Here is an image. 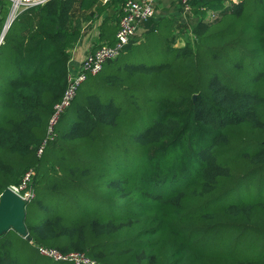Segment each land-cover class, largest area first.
<instances>
[{"label": "trees", "instance_id": "16d2710c", "mask_svg": "<svg viewBox=\"0 0 264 264\" xmlns=\"http://www.w3.org/2000/svg\"><path fill=\"white\" fill-rule=\"evenodd\" d=\"M225 1L189 0L182 47L162 19L86 75L52 133L80 32L58 13L67 1L23 11L20 30L15 18L0 46V196L31 172L32 198L29 239L1 236L0 264H76L40 248L79 264H264V0Z\"/></svg>", "mask_w": 264, "mask_h": 264}, {"label": "built area", "instance_id": "2783aa9c", "mask_svg": "<svg viewBox=\"0 0 264 264\" xmlns=\"http://www.w3.org/2000/svg\"><path fill=\"white\" fill-rule=\"evenodd\" d=\"M9 2L7 20L0 30V46L12 22L23 11L46 4L50 0H7ZM185 10H189V0H179ZM157 0H127L122 8V16L118 23L113 45H101L94 53L86 55L75 69H70L68 86L61 101L55 105L54 113L49 121V133L53 132L54 125L57 123L61 113L70 105L74 99L79 86L86 79V75L99 73L103 66L115 60L136 37L140 26L151 20L155 15ZM43 148V146H42ZM39 149L38 154L41 153ZM31 172H27L22 177L18 185L10 186L9 189L27 202L32 198L29 190L31 182ZM40 253L55 259L72 260L76 264L87 263L88 260L83 255L71 254L69 257H62L54 250L39 249Z\"/></svg>", "mask_w": 264, "mask_h": 264}, {"label": "crops", "instance_id": "0c3cea01", "mask_svg": "<svg viewBox=\"0 0 264 264\" xmlns=\"http://www.w3.org/2000/svg\"><path fill=\"white\" fill-rule=\"evenodd\" d=\"M60 1H67L68 4L70 3V6L68 5L69 8L68 6H64L63 8L61 7L60 10H58V13H67V22L65 23L66 27L70 28L71 25H73L80 32V39L69 50V60L67 63L68 68H77L80 61L86 55L92 53L93 50L100 46L104 41L106 42L114 40L115 32L117 30L119 20L122 16V8L127 0H121L120 2L119 0ZM229 1L239 2L240 0H226L225 4H227ZM191 15L192 13L190 7L189 10H185L179 0H157L155 6V15L150 20L151 22L141 25L140 30L138 31V33H140L138 34L139 37H134L130 43H140L144 39V34L150 31V28L153 29L154 27H156V24H158L162 19H170L172 20L174 35L178 36L177 40L175 41L176 44L178 39L182 40L181 35L185 34V28L189 26L188 29H190L191 24L194 20V17H192ZM25 16L23 15L22 17L24 22L26 18ZM6 20L7 16L4 21L0 23V30ZM104 21L106 22V24H104ZM14 27L16 30H18V28L20 30V16L15 22ZM33 28L37 29L36 17H34L33 19ZM15 29H12V32H14ZM175 31L179 32L175 34ZM3 52L5 51L3 50ZM3 54L4 55L1 56L2 63L5 58H8L6 53Z\"/></svg>", "mask_w": 264, "mask_h": 264}, {"label": "water", "instance_id": "95a60500", "mask_svg": "<svg viewBox=\"0 0 264 264\" xmlns=\"http://www.w3.org/2000/svg\"><path fill=\"white\" fill-rule=\"evenodd\" d=\"M26 205V200L13 193L9 188L5 189L0 196V237L9 230H13L19 236L29 239L24 223Z\"/></svg>", "mask_w": 264, "mask_h": 264}, {"label": "rangeland", "instance_id": "374dc122", "mask_svg": "<svg viewBox=\"0 0 264 264\" xmlns=\"http://www.w3.org/2000/svg\"><path fill=\"white\" fill-rule=\"evenodd\" d=\"M189 28V26L188 27H186L185 28V34H188V33H190V30L191 29H188ZM177 32H179V31H175V34H177ZM138 34H140V33H137V35L136 36H138ZM139 37V36H138ZM185 44V42L183 41V40H181V39H178V41L176 42V44L174 45V46H176V47H182L183 45ZM1 64H2V62H1V54H0V72H1ZM71 69H73V68H71ZM1 77V76H0ZM0 84H2V80H1V78H0ZM2 89L5 91V89H6V85H3V87H2ZM2 96V95H1ZM193 98V97H192ZM3 99V98H2ZM224 158L226 159V153H224ZM240 183H241V181L238 183V185H237V187L239 186L240 187ZM243 186V183L241 184V187ZM166 186H164V188H165ZM238 187V188H239ZM163 188V189H164ZM237 197H235V198H232V196L231 195H229V197H227L226 199H229V204H231V203H233V204H235V203H237L238 202V200L236 199ZM226 199H225V194H224V204H226ZM32 218H34L32 221H37V220H40V215L39 214H36L34 217H32ZM210 239H207V241H209Z\"/></svg>", "mask_w": 264, "mask_h": 264}]
</instances>
